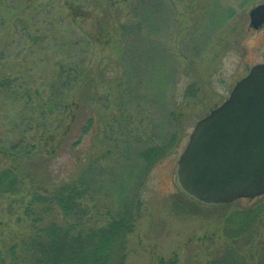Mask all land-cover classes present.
I'll return each instance as SVG.
<instances>
[{
	"label": "rangeland",
	"instance_id": "1",
	"mask_svg": "<svg viewBox=\"0 0 264 264\" xmlns=\"http://www.w3.org/2000/svg\"><path fill=\"white\" fill-rule=\"evenodd\" d=\"M262 3L0 0V170L20 162L33 176L24 194L0 198V248L40 225L33 191L76 182L89 189L77 201L91 227L134 219L124 264L218 262L231 246L225 218L264 195L199 203L180 189L177 162L196 123L263 62L264 26L248 16ZM60 64H79L65 88ZM22 139L32 160L2 154ZM242 239L233 247L256 264L264 230Z\"/></svg>",
	"mask_w": 264,
	"mask_h": 264
},
{
	"label": "trees",
	"instance_id": "2",
	"mask_svg": "<svg viewBox=\"0 0 264 264\" xmlns=\"http://www.w3.org/2000/svg\"><path fill=\"white\" fill-rule=\"evenodd\" d=\"M78 66L79 64L72 69L60 64L59 69L62 68L63 71H59L58 76L66 78L63 88L67 82L78 80L79 76L75 74ZM0 86L7 87L2 81ZM49 105L50 103H46L44 107L53 113L55 107ZM90 122L92 120H88L85 131L88 130ZM42 138L40 135L36 138L40 146H43ZM23 143L24 139L18 140L9 150L1 152L5 156L13 157L15 161H19V158L32 160L34 156H30ZM148 155L152 159L158 157L159 153L153 150ZM22 166L18 162L13 168L9 166L0 170V198L18 197L27 190L25 181H33V176L20 170ZM39 187L40 183L37 185ZM88 191L87 187H78L76 182L61 183L50 196L33 191L32 202L35 212L38 211L37 221L40 219V225L37 228L31 225V232L15 240L16 243L10 247L0 248V264H124L128 235L132 232L134 219L124 213L123 216L109 218L103 224L91 227L89 221L83 220V208L78 202L84 199ZM59 216L63 220L58 219ZM225 225L224 235L231 241V246L213 264H246L244 255L239 254L236 247H233L234 242L239 238H247L242 239L243 245H252L255 233L259 229L264 230V205L254 204L234 211L225 218ZM2 244L3 241H0V245ZM263 253L259 255L256 264H264ZM175 262L176 259H172L166 264Z\"/></svg>",
	"mask_w": 264,
	"mask_h": 264
},
{
	"label": "water",
	"instance_id": "3",
	"mask_svg": "<svg viewBox=\"0 0 264 264\" xmlns=\"http://www.w3.org/2000/svg\"><path fill=\"white\" fill-rule=\"evenodd\" d=\"M248 16L252 28L264 25V3ZM176 179L187 195L207 205L264 194V61L196 123Z\"/></svg>",
	"mask_w": 264,
	"mask_h": 264
}]
</instances>
